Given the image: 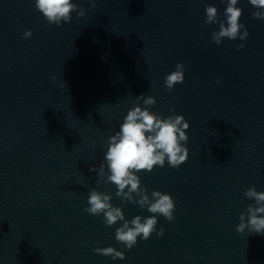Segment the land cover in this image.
Returning <instances> with one entry per match:
<instances>
[{"label":"clouds","instance_id":"9594fccd","mask_svg":"<svg viewBox=\"0 0 264 264\" xmlns=\"http://www.w3.org/2000/svg\"><path fill=\"white\" fill-rule=\"evenodd\" d=\"M91 9L97 8L96 0H86ZM226 3L223 19L217 7L208 4L205 7L206 23L219 25V30L214 31L211 40L220 45L228 40L245 41L249 31L245 24L240 22L243 10L238 7L239 0H222ZM255 9L252 12L254 19L264 20V0H248ZM35 9L38 10L48 25L62 27L70 23L75 13L77 18H83L87 10L74 3L73 0H35ZM33 35L32 31L25 29L23 36L27 40ZM242 42L237 45V50L244 49ZM185 65L177 62L175 70L165 75L164 87L171 92L177 84L183 83ZM52 80L58 87H67L65 81L60 82L53 75ZM216 83H220L218 79ZM142 101V104H141ZM156 104L155 97L141 93L136 96L133 106L129 108L119 131L106 140L107 150L99 167L92 165L90 172L98 174L97 183L111 184L115 186V196L123 202L136 204L140 209H147L152 215L142 217L136 215L133 219H125L121 207L113 206L110 192H102L93 188L89 191L87 205L82 209L83 213L92 216H103V223L112 227L118 221H122L120 227L115 230V239L128 250L138 243V238L147 241L155 233L157 237L164 235V228L157 230V216H163L167 221H175L174 215L176 201L167 193L153 190L151 195L148 189L142 185L137 175L141 170L152 172L154 167H164L165 162L169 167L179 168L189 158V149L186 146L189 141L187 131L189 122L183 115L175 114L163 117L162 114L149 110ZM244 196L254 201L239 214V223L235 231L239 234H264V191H257L250 187L244 192ZM94 253L109 256L113 260L125 259L123 251H117L114 247H96Z\"/></svg>","mask_w":264,"mask_h":264}]
</instances>
